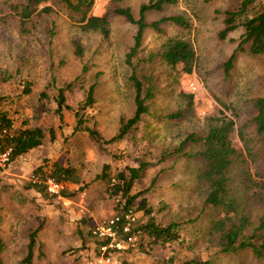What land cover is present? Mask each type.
Returning <instances> with one entry per match:
<instances>
[{
	"label": "rangeland",
	"instance_id": "1",
	"mask_svg": "<svg viewBox=\"0 0 264 264\" xmlns=\"http://www.w3.org/2000/svg\"><path fill=\"white\" fill-rule=\"evenodd\" d=\"M24 1L0 0L3 105L16 124L24 119L30 125L44 128L45 144L35 150V156L75 165L84 184L78 189L77 203H59L47 195L42 196L48 203L43 200L30 203V197L20 189L32 175L26 166L29 158L12 161L8 171L15 174L10 177L3 171L8 165L0 167L2 264H18L26 252L28 231L38 223L43 226L37 233L32 264H95L89 253L92 240L89 229L115 212V201L105 192L106 180L95 178L103 162L110 164L111 172L126 164L137 166L143 162L145 166L131 188L133 193L141 191L134 205L137 207L144 197L159 222L179 221L185 238L175 247L149 245L145 250H136L123 256L120 264H194L185 262L192 258H211L212 264H236L240 255L217 260L216 248L211 244L210 247L203 237L198 240L194 236L197 229L205 227L219 214L208 204H204L205 211L200 212L204 190L197 187L196 175L202 161L199 155H188L199 147L198 142L188 140L182 148L184 153L173 151L187 134L194 133L197 137L206 130L207 117L217 114L222 107L220 101L233 104L237 113L235 119L240 125L254 114V100L264 96V58L250 53L248 42L235 51L229 74L225 75L223 70V62L237 47L242 26L229 31L225 37H220L219 31L224 26L225 10L239 7L241 0H174L163 3L159 9L145 11L147 23L181 14L188 25L165 20L159 22V30L145 27L141 45L131 57V63L126 62L125 54L133 44L137 24L113 9L127 6L138 18L140 4L148 0H95L92 11L105 13L109 19L107 36L83 30L58 0H43L42 3L51 5V11L32 15L22 29L12 5L20 6ZM263 2L255 0L246 14ZM171 36L188 39L196 55L193 71L180 73L178 78H174L160 57L162 43ZM72 39L81 44V55L74 52ZM83 64L87 67L85 71L81 68ZM133 66L138 75L149 71L155 75V95L150 101L152 115L143 114L124 137L107 142L106 139L116 133L120 118H127L134 111V90L129 77ZM96 73H99L97 77ZM28 81L30 92L24 94L21 89ZM71 81V88L65 93L66 102L72 108H64L60 120L54 110V98L58 87ZM93 81H96L94 101L81 112L85 119L83 124L95 128L100 136H92L85 129L73 131V109L83 103L86 89ZM42 90L46 91L44 98H41ZM187 93L193 94L191 108L187 106ZM178 109L182 111L179 116H165ZM49 127L54 129L53 139ZM244 130L252 151L257 153V157H248V164L258 169L264 165L261 138L251 122ZM237 138L239 146H243V141ZM82 189L86 192L83 196ZM262 207L255 198L247 203L254 220ZM135 211L138 219L148 217L141 209ZM198 212L201 217L193 225L190 220L199 215ZM249 256L247 259L252 260L251 254Z\"/></svg>",
	"mask_w": 264,
	"mask_h": 264
},
{
	"label": "trees",
	"instance_id": "2",
	"mask_svg": "<svg viewBox=\"0 0 264 264\" xmlns=\"http://www.w3.org/2000/svg\"><path fill=\"white\" fill-rule=\"evenodd\" d=\"M42 1L26 0L20 6L12 5L20 19L22 29H25V23L32 15L51 11V5L42 3ZM171 1L173 2L174 0H148L141 3L138 18L134 17L127 6H117L113 9L114 12L124 15L128 21L137 24L133 44L125 54L127 63H131V57L138 52L145 27L151 26L159 30V22L165 20H171L178 25H188L187 20L181 14L163 16L150 23L144 21L145 11L152 8L159 9L163 3ZM58 2L62 7L66 8L71 17L76 18L83 30H93L100 32L103 36L108 35L109 19L107 14H97L92 11L95 0H58ZM254 4L255 0H241L239 7L227 9L224 12V26L219 31L220 37H225L229 31L242 26L237 47L223 62L225 75L229 74L233 65L235 51L239 48L242 49L244 42H248L250 53L264 58V2L253 9L252 13L246 14L247 8ZM75 14H78V16L76 17ZM238 18L240 19L238 20ZM50 32H53L52 29ZM72 44L74 52L77 55H81L83 53L81 44L76 39H72ZM160 57L174 78H178L180 73H191L193 71L196 55L188 39L171 36L162 43ZM81 68L82 71L87 69L85 64ZM98 74L96 73L95 77ZM129 77L134 90V111L129 117L120 118L116 133L106 139L107 142L124 137L128 130L142 118L143 114L152 115L150 101L155 95V75L151 71L138 75L133 66ZM71 83L72 81L58 87L54 98L56 103L54 110L60 120L63 118V109L72 108L66 102L65 93L66 89L71 88ZM95 86L96 81L88 85L83 103L73 109L75 116L73 131L85 129L92 136H100L95 128L83 124L85 119L81 112L82 109L93 103ZM21 92L24 94L30 92L29 81L23 84ZM40 94L41 98H44L46 91L42 90ZM186 95L188 96L187 106L191 108L193 94L187 93ZM4 99V95H0V149L10 148L11 162L20 155L40 146L46 134L41 125H30L24 119L19 124H16L9 110L3 105ZM220 104L222 107H220L217 114L207 117L206 130L197 137H194V133L187 134L173 151L177 152L176 154L184 153L185 151L182 148L188 140H196L198 142L199 147L188 155H199L202 161L196 175L197 187L204 190L203 205L200 212L203 213L205 211L204 204H208L219 213L217 217L211 218L205 227L197 229L194 236L198 240L203 237V240H206L209 246L211 244L216 248L217 260L221 257L224 259L225 256L240 255L241 259L236 264H264V165L258 169L250 168L248 157H257V153L252 151L253 146L249 145L250 139L247 138L244 130L249 122L253 124L256 134L261 138V154L264 158V96H258L254 100V114L249 121H244L240 125H237V120L235 119L237 113L233 104L222 101H220ZM227 110H229V113L226 112ZM181 113L182 111L178 109L166 113L165 116L173 118ZM49 133L50 138L53 139V127H49ZM236 138L243 141V146H239ZM144 166L143 162H140L137 166L126 164L111 172L110 164L103 162L100 171L95 175L97 179L104 178L106 180L105 192L106 195L115 201L114 209L116 212L132 208L134 211L141 209L144 214L148 215L146 219H138V226L141 232L137 248L123 252L120 258L136 250H145L149 245L161 247H170L172 245L175 247L177 246L176 244H182L185 240L182 233V225L179 221L172 219L167 223L159 222L153 216L152 209L147 206L144 197L137 207L134 205L135 199L141 194V191L133 193L131 188L135 179L139 178ZM47 176L80 183L78 189H81L84 184L82 177L73 164L69 162L62 163L57 160H46L43 164L33 169L26 187L33 188L42 195H48L46 185L43 182ZM75 191L64 190L63 194L73 195ZM82 191L86 193L84 189ZM49 195L53 196L52 194ZM252 198L260 201L263 205L262 211L255 220L247 209V203ZM198 217H201L200 213L191 219L190 222L194 225ZM42 226L43 223H38L33 229L28 231L26 252L18 261V264H32L37 233ZM250 254L253 258L252 260L247 259L250 258ZM172 258V256L169 257L171 261ZM185 262L212 264L211 258L205 260L192 258ZM0 264H2L1 260Z\"/></svg>",
	"mask_w": 264,
	"mask_h": 264
},
{
	"label": "built area",
	"instance_id": "3",
	"mask_svg": "<svg viewBox=\"0 0 264 264\" xmlns=\"http://www.w3.org/2000/svg\"><path fill=\"white\" fill-rule=\"evenodd\" d=\"M10 163V148L0 149V167ZM46 191L54 197L63 199L67 187L66 180L47 176L43 180ZM84 195V191L80 193ZM138 215L132 208L113 212L90 227L92 237L89 253L95 264H120V255L130 249H136L140 228ZM96 240L100 241L97 242Z\"/></svg>",
	"mask_w": 264,
	"mask_h": 264
},
{
	"label": "crops",
	"instance_id": "4",
	"mask_svg": "<svg viewBox=\"0 0 264 264\" xmlns=\"http://www.w3.org/2000/svg\"><path fill=\"white\" fill-rule=\"evenodd\" d=\"M45 138H46V135L44 137L43 143L40 146H38V147H36L34 149H31L30 151H28V152H26V153H24V154H22V155L19 156L21 158H29L28 161H26V166H28L29 167V170H31V171H33V169L36 166H38L40 164H43L46 160L47 161H51L49 159H45V157L35 156V150L38 149L39 147L40 148H43V146L45 144ZM19 157H17V158H19ZM32 158H34V159H32ZM19 160H21V159L19 158ZM52 160H56V159H52ZM59 162H61V161H59ZM11 163H12V161L8 164L7 168L3 170V171L8 172L6 174H8L9 177L11 176V174H15V173H12V172H9L8 171V169L10 168ZM82 179H83V177H82ZM79 184L80 183H75V182H72V181H68L67 182V187H66L65 190H76V191H75V193L73 195H65L63 199H60V198L51 196L49 194L47 196L51 197V199H55V201L56 202H59V203H62V202L63 203H77L78 202V198L80 196L79 193H78L79 192V190H78V187H79L78 185ZM20 189L24 190L25 191V194L30 197L29 198L30 199L29 200L30 203H32V202H35L36 203L37 201L39 203H41L42 202L41 200H43L44 203H48L47 200L42 196V194L40 192L36 191L33 188H27L26 187V184L23 185V186L20 185Z\"/></svg>",
	"mask_w": 264,
	"mask_h": 264
}]
</instances>
